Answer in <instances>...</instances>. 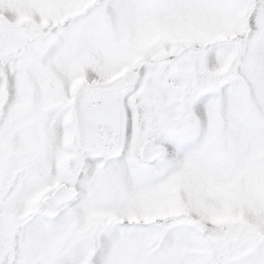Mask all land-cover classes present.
I'll return each instance as SVG.
<instances>
[{
    "label": "snow or ice",
    "instance_id": "6c2138e0",
    "mask_svg": "<svg viewBox=\"0 0 264 264\" xmlns=\"http://www.w3.org/2000/svg\"><path fill=\"white\" fill-rule=\"evenodd\" d=\"M0 264H264V0H0Z\"/></svg>",
    "mask_w": 264,
    "mask_h": 264
}]
</instances>
